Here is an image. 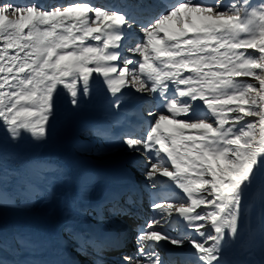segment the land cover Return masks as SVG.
<instances>
[{"label": "snow or ice", "instance_id": "1", "mask_svg": "<svg viewBox=\"0 0 264 264\" xmlns=\"http://www.w3.org/2000/svg\"><path fill=\"white\" fill-rule=\"evenodd\" d=\"M161 3L69 0L45 7L0 0V129L12 144L25 136L44 140L54 98L64 92L79 107L97 79L115 112L142 101L137 123L113 121L121 128L113 138L143 182L108 191L95 209L103 221L105 213L126 215V205L148 196L152 217L138 226L135 251L120 264H176L162 255L165 245L188 248L184 264H243L228 253L234 245L250 251L256 242L255 229H245L255 187L264 246V0ZM90 134L104 138L101 129ZM4 155L0 145V207L32 185L25 173L8 190ZM92 183L81 177V203ZM88 212L76 202L67 207L65 229L81 254L126 246L111 234L76 230ZM174 217L185 224L181 236L171 234ZM7 243L0 231V264ZM34 243L29 234L12 236L21 255Z\"/></svg>", "mask_w": 264, "mask_h": 264}, {"label": "bare ground", "instance_id": "2", "mask_svg": "<svg viewBox=\"0 0 264 264\" xmlns=\"http://www.w3.org/2000/svg\"><path fill=\"white\" fill-rule=\"evenodd\" d=\"M93 1H97L101 4L109 6L115 5V7L126 2V0ZM68 2L69 0H38L37 3L47 7L51 4H67ZM143 2L154 3V0H143ZM225 2H227V0H225ZM97 87H104L99 79H97L94 84L91 98H81V101L84 103V105H86V107H76L78 108L79 113L72 116V118L70 119L71 124L69 125V127L66 126L68 127L66 128V131L60 134H51L52 137L56 138L59 136V138H61L60 145L57 147L56 151H45L43 154H37L39 152V148L37 147L35 150L36 155H26L29 162H35L31 163L30 169L33 175L40 176L38 177L39 181L37 180L35 184L32 183L25 196H16V200L20 201V204L11 203L10 208L2 210L0 209V228L1 226L6 227L5 224L19 225L17 227L20 230L19 234H29L36 240V243L28 246V249L24 252L23 255L15 253L16 259L18 258L19 261L22 260L21 257L27 261L34 262L35 259L44 257L46 259H56L68 263V261L72 259L71 253H74V251H57L54 253H51L50 251V249L52 248V238L57 236L55 226H62V224L65 225L67 223V207L73 202H76L79 205H83L87 209L89 205H100L103 201L102 200L100 202V193L103 192L102 189L104 188L102 184H105V179H103L104 175L106 176V179L122 178L123 180H126L124 178L125 174L123 170H120L118 166L112 167V165H117L115 164V162L121 163L117 161L116 155H114V153H123L126 150L122 148L116 140L107 137L104 139L108 141L111 140V142L100 140L102 142L101 144L99 142V139H97L94 144L92 143V140L89 138V136L92 135L90 134V130L99 129L95 126L98 125V120L100 119L99 114L101 112V116L103 118L107 116V112L110 111V114L116 116L114 118L118 117L122 120L125 115L123 109H126L129 103H126L119 112H115L114 110L109 108L107 101L108 98L106 100L103 94H101L100 96L97 95V92L95 91ZM102 97H104V99ZM61 101L64 105L69 104V97L64 92H61ZM96 104L97 106H95ZM56 112L60 111L56 110ZM72 121L74 124L72 123ZM62 124L66 125L63 122ZM70 130H72L76 134L79 133L81 135L82 133H87L88 138H81L83 137L82 135L75 137L71 136L69 139ZM107 134L109 136V133ZM95 137L99 138L100 136L95 135ZM66 143H69V149H67ZM78 144L80 146H77ZM99 144L102 145L101 149L97 148L98 146H100ZM23 149L24 151H26L27 147L24 146ZM70 149L72 150L71 153ZM50 166L51 168H49ZM35 168L43 169L44 171H42L41 174L38 175L34 171H32ZM25 169L27 172V167ZM90 171L98 172L99 175L90 176L93 182L91 192L87 200L81 203L78 199L81 176L86 175L85 173H89ZM22 174L24 175V173ZM141 176L142 174H140L139 177ZM126 182L128 181L126 180ZM144 198L145 196L143 197V199ZM250 200L253 202L255 207L250 213L248 220L246 221L245 229L247 230V227L249 225H251L255 229L256 242L250 251H242L239 245H234L229 250L228 254L230 259L243 261V264H261L264 261V250L259 239L260 192L258 187H255L253 191L250 192ZM121 203L123 204V201H121ZM146 204L147 203H145V201L138 200L134 204L126 205L125 207L127 210V214L120 215V219L123 221L127 219L130 223H135L138 220V210L146 208ZM22 208L26 209L25 212ZM26 212L29 215L25 214ZM127 230L130 231L128 228ZM4 232V236L8 238V243L4 246L3 258L6 264H15V261L12 259V237H9L6 231ZM113 238L116 239L115 237ZM6 247L8 249H6ZM114 250V248H110L106 249L105 251L110 253ZM105 251H103V253ZM170 254L176 255L177 252L171 251ZM99 256L100 255L93 253L92 257L97 259L99 258ZM168 261L172 262L175 260L171 259ZM38 262L39 264L41 263L40 261ZM184 262L185 261L178 264H184Z\"/></svg>", "mask_w": 264, "mask_h": 264}, {"label": "rangeland", "instance_id": "3", "mask_svg": "<svg viewBox=\"0 0 264 264\" xmlns=\"http://www.w3.org/2000/svg\"><path fill=\"white\" fill-rule=\"evenodd\" d=\"M35 2H38V1L35 0ZM154 3L161 4V6H162L161 1L157 2V1L154 0ZM97 88H96V90H97ZM101 88H103V87H101ZM101 90H103V89H101ZM102 98L104 99V97H102ZM80 102L81 103H80L79 107L85 108L86 105H84V103L82 101H80ZM53 103H54V117L49 122L48 131H47V137L44 140H42V141H33L30 138H28L27 136H25L24 139L19 144H12V143L9 142V140L7 139L6 135L4 137V140H3V143H2L3 151H4V154H5L4 155V170L8 173V175H6L4 177V179L5 180H9V178L11 177L10 183L8 185V190L10 192H14L15 191L16 186L18 184V179L17 178L21 177L23 175L22 173H24V174L27 173L28 176L30 177V174L28 172H26V169H25L27 167V165H29L27 163V162H29V160H27V156H31V155L34 156V154L36 153L35 150H36L37 147L39 148V152L37 154H43L45 151L46 152H51L52 150L56 151L57 147L60 145L61 138H59V136L56 137V138L52 137L51 134L52 133L53 134H55V133L56 134L57 133L60 134V133L65 132L66 128H68L69 125L71 124L70 119L72 118V116L77 114V113H79L78 108L73 107L70 103L68 105H64L63 104V102L61 101V93L58 94L54 98V102ZM95 106H97V104ZM68 109H69V111H68ZM56 110L60 111V112H56ZM62 122L64 124H66V125H63ZM72 123H73V121H72ZM66 126H68V127H66ZM82 135H83V137H81V138H84V139L88 138L87 133L86 134L82 133ZM82 135L79 134V133L76 134L72 130H70L69 139H70L71 136L75 137V136H82ZM89 138L92 140V143H94V144H95L97 139H99V142L102 144V142L100 141L101 140L100 137L98 138V137H95V135H91V136H89ZM24 146L27 147L26 151H24V149H23ZM77 146H80V145L78 144ZM66 147H67V149H69V143H66ZM97 148L101 149L100 146H98ZM104 148H105V146H104ZM71 151L72 150L70 149V153H71ZM13 154H15V155H13ZM118 154H121V153H118ZM33 159H37V158H33ZM115 164H117V165H112V167H116V166H118L119 168L121 167V166H119V165H121L120 163L115 162ZM120 170H122V169H120ZM27 171H29V170H27ZM107 180H109V181L113 180L114 181L115 179L109 178ZM115 185L118 186L119 184H115ZM27 192H28V190H27ZM17 195H19V196L22 195V192H19ZM10 205L11 204H9L7 206H4V207H0V209L1 210L2 209H7L6 207H8V206H9L8 208H10L11 207ZM119 217L120 216H118V217L116 216L115 218H119Z\"/></svg>", "mask_w": 264, "mask_h": 264}, {"label": "trees", "instance_id": "4", "mask_svg": "<svg viewBox=\"0 0 264 264\" xmlns=\"http://www.w3.org/2000/svg\"><path fill=\"white\" fill-rule=\"evenodd\" d=\"M5 135L6 134L3 132V130L0 129V145H2Z\"/></svg>", "mask_w": 264, "mask_h": 264}]
</instances>
